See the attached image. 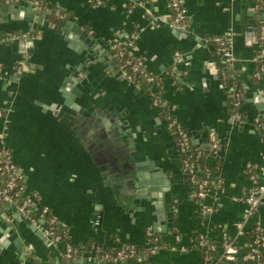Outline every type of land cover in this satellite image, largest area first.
<instances>
[{
  "label": "crops",
  "instance_id": "crops-1",
  "mask_svg": "<svg viewBox=\"0 0 264 264\" xmlns=\"http://www.w3.org/2000/svg\"><path fill=\"white\" fill-rule=\"evenodd\" d=\"M44 1L58 6L67 17L51 15L49 23L36 33L30 69L20 73L18 82L5 80L16 72V55L0 50V64L6 71L0 75V105L8 110L0 119V136L38 211L31 220L15 206L0 201V264H76L75 259L121 264L100 263L97 257H62L59 247L44 234V219L38 217L42 208L49 209L74 246L92 244L104 251L124 244L158 246L147 259L122 264H202L201 253L193 247L198 237L204 235L220 246L225 237L237 235L244 220L245 205L239 198L253 188L246 177L248 163L257 166L264 182V142L259 126L264 125V95L253 78L259 49L254 28L259 20L264 21V8L255 0H182L188 19L187 36L183 37L168 26L167 0H149L144 5L135 3L137 0H106L102 6H93L88 0ZM248 4L252 10L246 15ZM15 12H0V37L10 34L11 25L25 27ZM59 22L71 23L70 32L82 30L89 37L83 40L74 33L68 35ZM140 28L143 31L133 54L143 59L147 72L163 81L161 101L173 108V117L196 149L207 147L211 132L219 142L223 165L218 178L225 193L214 207L217 196H208L205 203L213 211L205 216L190 195L173 135L151 98L140 86L124 85V76L116 77L118 64H111L115 60L111 46L128 41ZM227 34L233 40L232 65L218 60L212 44L206 43L210 37ZM221 69L226 70L230 84L238 79L244 93L242 120L229 115L230 97ZM81 78L87 81L84 87L89 93L74 101L78 110L69 111L61 91L74 88ZM90 105L128 128L129 146L147 173L161 170L159 180H170L168 187H162L164 192L153 193L152 202L144 200L136 209H128L114 195L85 135L88 128L78 132L81 112ZM159 211L163 213L157 214ZM96 214L101 217H94ZM254 219L264 227V202Z\"/></svg>",
  "mask_w": 264,
  "mask_h": 264
},
{
  "label": "built area",
  "instance_id": "built-area-1",
  "mask_svg": "<svg viewBox=\"0 0 264 264\" xmlns=\"http://www.w3.org/2000/svg\"><path fill=\"white\" fill-rule=\"evenodd\" d=\"M11 1H18V0H0V3H10ZM106 0H88V2L93 6H102L104 5ZM29 2L33 3L36 8L43 12L50 15H54L58 18L65 19L67 16L66 14L58 7V6H50L46 4L44 0H29ZM137 3V2H135ZM257 4L261 8H264V0H257ZM138 5H144L139 4ZM168 10L170 12L171 19L168 21V26L172 30H179V31H186L188 28V19L186 17V10L183 6L182 0H170L167 3ZM259 26L257 27V39L259 49L254 56L255 61V70L253 73V78L259 84V88L261 93L264 95V21L259 20ZM143 29H138L133 32L126 42H116L111 46V51L113 53V57L117 61L118 68L122 72L124 76L123 70L125 68H130L132 71L137 72L140 71L146 78L148 83L154 82L155 78L154 75L150 72H147L145 69V64L142 58L128 56L125 51H132L136 41L139 38L140 33ZM26 39L28 34H21V35H12L10 37H0V44L7 41L8 39H15L18 37ZM206 43L212 44L214 47V54L215 57L224 62L225 64H234L235 60L233 57V40L232 35L227 34L223 36H213L206 39ZM120 61V63H118ZM188 63H185L187 65ZM21 67L16 68V72H21ZM6 74L4 67L0 64V75ZM130 84L135 85L134 83V76H127L125 77ZM226 75L222 74V81L225 84ZM230 87L229 90V97L232 106L237 110L233 116L235 120H242V91L240 89H236L235 86L226 85ZM159 88L156 86L151 91L150 98L152 100V105L158 110L164 113V122L168 129L174 128L175 133L177 135L176 144L179 148V152L181 153V170L182 173L186 176H189V182L191 184H195V174L198 172L197 166H195L188 155L190 154L191 150V139L178 121L173 117V108L167 104H164L161 101L160 95L154 94ZM155 91V92H154ZM6 109L0 105V119L5 117ZM255 123H259L258 120L254 121ZM260 130L264 133V125H259ZM1 140V147H0V175L6 176V182L4 184V188L0 190V200L6 203H12L13 198L18 195V192L11 193L14 189L18 188L19 190L24 191L26 198L22 202L21 205L18 206V211L22 214L27 216V208L32 204L34 206V200L32 197L28 196L25 191V187L19 186V180L23 179V175L19 171L18 167L12 162L11 159V152L5 146L3 142V137L0 136ZM208 147L209 149L213 150L215 153H220V146L219 142L216 138V135L211 132L208 136ZM246 169L249 172H253L248 180L253 184L252 190L246 192L241 195L239 200L245 205L244 210V220L239 225V230L237 235L233 238H226L222 240L221 245L217 246V244H209L208 239L204 235H200L198 237V245L200 247H205L208 249L210 253H215L216 257L210 256V254L205 255L203 258L204 264H241L247 261H253L257 264H264V259H262L261 254L259 252V248L264 250V233L262 232V225L254 219L259 206L264 202V182H262L257 173V166L254 168L251 167V164L248 163L246 165ZM212 184L216 186L208 187L209 181L208 179H204L202 182L197 184V191L192 195L195 205L199 213L202 216L209 214L213 211V207L216 204L218 197L222 196L225 193L224 186L222 185L218 176L212 179ZM210 194H214L215 197L213 200V207H208L206 205V199ZM255 194H259V197H254ZM38 216L39 218L42 217L45 222V236L61 251L59 253L62 257L67 259H74V258H85L88 260L94 259V255L85 251L84 246H74L69 242H65L62 238H68L67 232L64 230L61 235H55L51 233V231L58 226L57 220L50 215L48 208H42ZM34 220V219H31ZM252 222H255V231L257 233L256 238L254 241L249 244L250 250L246 252V254L242 253L240 249L241 239L243 237L244 231L250 226ZM94 225H98V222H95ZM246 227V229H245ZM245 229V230H244ZM149 242H152L149 239ZM158 249V246L155 244H151L150 247L140 250L137 246L133 244H124L121 245L119 248L113 251H104L99 247H95L94 250L98 255L97 261L100 263L103 262H113V263H121L125 262L130 259H135L139 257V253L145 255L144 258H148L151 254H154L155 250ZM142 251V252H141ZM218 251L220 253H218ZM93 255V256H92Z\"/></svg>",
  "mask_w": 264,
  "mask_h": 264
},
{
  "label": "water",
  "instance_id": "water-1",
  "mask_svg": "<svg viewBox=\"0 0 264 264\" xmlns=\"http://www.w3.org/2000/svg\"><path fill=\"white\" fill-rule=\"evenodd\" d=\"M246 8L247 9L245 10L244 14L248 15L252 10L251 5L248 4ZM7 9L16 11L15 13H17L18 18L22 20V23L25 26H9L10 34H7V37L12 35H21L23 33L28 34V37L23 39L19 36L15 39H8L7 41L0 44V50L5 49L15 54L18 61L17 65L22 68L20 73H25L30 69L29 57L34 54V45L37 43L35 40V35L40 31L41 27L45 25L46 22L47 24L49 23L51 15L39 11L33 3L27 0L11 1L10 3L0 4V12H4ZM33 23L37 24L36 27H33ZM59 26L63 28V30L66 31L65 33L68 35H70V33H74L75 37L83 40L89 37L88 34L82 30L73 29L72 32H70L69 28L71 27V23L59 22ZM256 29L257 28L255 27L254 31ZM250 30L252 31V29ZM174 33L177 34V36H187L186 31L174 30ZM89 39L91 40V38ZM111 64L117 65V62L114 60ZM20 73L15 72L13 74L6 75V82H18L20 79ZM116 75V77L119 78L123 74L120 71ZM73 80H75V78ZM66 82L68 81L66 80L65 83ZM123 83L127 86L130 85L127 80H124ZM85 84H87V81L81 78L77 79V86L74 88L63 87V90L61 91V99H64L63 104L69 109V111L71 109L74 111L79 109L74 104L76 98L81 99L82 97L88 95L89 92L87 89H85ZM130 86L135 87L134 85ZM79 106H81L80 103ZM67 115L71 118H74L75 116L72 112H68ZM259 118L261 119V117ZM236 124L241 125V123L238 121H236ZM120 125H122L121 122ZM91 130H93V132H91L92 134L89 135L88 141L92 146V153L95 156L96 161L102 165L105 178L107 179L114 195L122 201L121 203L126 205V208L136 209L141 201L144 200L152 202L151 199L155 200L156 198V196L153 194L154 192H164L161 190L162 187H168L170 185V180L168 178H166L164 182L159 180L158 173H163L161 170H158L156 173H147L148 169H144L145 165H143L142 161H139V156L134 155V150L132 147L128 146V134L123 136L119 134L117 136L118 132L114 127L109 131L108 134L105 133L104 130L100 128V126L94 127ZM124 137H126L127 140ZM175 150L176 157L178 158L176 145ZM150 166L151 170L155 169V165L153 163H150ZM254 197L258 198L259 194H255ZM153 207L157 208L156 205H153ZM161 211L157 212V214L161 215L163 213ZM98 216L99 215L96 214L94 217ZM95 222L96 221H94L92 224L94 225ZM95 226L98 227L99 223ZM38 236L42 240H46L42 234H39ZM72 261L76 264H89L87 260L75 259ZM136 261L137 260L130 259L125 262ZM125 262H121V264Z\"/></svg>",
  "mask_w": 264,
  "mask_h": 264
},
{
  "label": "trees",
  "instance_id": "trees-1",
  "mask_svg": "<svg viewBox=\"0 0 264 264\" xmlns=\"http://www.w3.org/2000/svg\"><path fill=\"white\" fill-rule=\"evenodd\" d=\"M148 1L149 0H137V4L138 3L139 4H145ZM169 1L170 0H167V3H169ZM255 1L257 2V0H255ZM258 26H259V24H258ZM125 52L130 57L131 56L137 57V56H135L133 54V50L132 51H125ZM118 63H120V61H118ZM123 72H124V76L125 77L133 75L134 76L135 86H137V87L140 86L141 89H143V91L149 97H150L151 91L154 89L155 86L157 88H159V89L162 87V82L163 81L162 80H158L155 76H154V78H155L154 82L148 83L146 78H145V76L140 71L134 72L130 68L127 67V68H125L123 70ZM222 74L226 75V79H225V84L226 85H232V86H235L236 89H240L241 90V86L239 84L238 79L233 80L231 82V84H230L229 80H228V76H227L226 70H223V69L220 70L221 79H222ZM174 79L175 78H173V80ZM229 90H230V87H227L228 95H229ZM161 92H162V90H157L154 94H156L158 96ZM243 94L244 93L242 92V95ZM236 111L237 110L232 106V104L230 102V104H229V115L231 117H233ZM159 116H160L161 120H164V113L163 112L159 111ZM169 130L171 131V134L173 135V138H174L175 143H176L177 135L175 133V129L174 128H170ZM262 134H263L262 135V139H263V142H264V133L262 132ZM209 148L210 147H208V145H207V147L204 150H198L193 145H191V150H190V154L188 155V158L198 168V172L195 174V181H196L195 184H191L189 182V176L184 175V177H185V179H186V181L188 183V188H189V192H190L191 197L197 191V184L202 182L204 179H208V181H209L208 187L209 188L216 186V184L215 185L212 184V179L216 178L218 176V174L220 173V171L222 169V165H223V160H222V157H221L219 152L215 153L213 150H211ZM176 149H177V153H178L179 160H180V165H181V153L179 152V148H178L177 144H176ZM250 164H251V167L254 168L255 165L252 164V163H250ZM245 172H246V177L247 178H249V176L253 173V172H249L248 169H245ZM5 182H6V176L5 175H3V176L0 175V190L4 188ZM19 186L25 187L24 179L19 180ZM15 192H18V195L13 198V202L10 203V204L15 206L17 208V210H18V206L22 204V202L26 198V195H25L24 191L19 190L18 188L14 189L11 193L13 194ZM26 212H27V217H29L30 219L37 218L38 211L36 210V208L32 204H30V206L27 208ZM63 231H64V229H62L58 225L57 227L55 226V228L51 231V233L53 234V236H55V235H61V233ZM262 232L264 233V227L262 228ZM256 236H257V233L255 231V222H252L250 224V226L246 229V231H244L243 237L241 239V243H240L239 247H240L242 253L246 254V252H248L250 250L248 245L251 244L254 241ZM62 239L65 242H68V238L65 237V238H62ZM208 241H209L208 242L209 244H214V242L211 241L210 239H208ZM193 247H194V249L198 250L201 253L202 264H204L203 258H204L205 255L210 254V256L212 255V257H214V258L216 257L215 253L212 254V253H210L208 251L207 248L200 247L198 245V240H196V242L194 243ZM84 248H85V251L93 254L94 257L98 258V255L96 254V252L94 250V246L92 244H85ZM138 248L140 250H143V247H138ZM59 250L61 251V248ZM259 252L261 254L262 259H264V250L262 248H259ZM144 257H145V255H143L142 253H139V257L137 258V260L139 261V259L144 258ZM241 264H243V263H241Z\"/></svg>",
  "mask_w": 264,
  "mask_h": 264
},
{
  "label": "flooded vegetation",
  "instance_id": "flooded-vegetation-1",
  "mask_svg": "<svg viewBox=\"0 0 264 264\" xmlns=\"http://www.w3.org/2000/svg\"><path fill=\"white\" fill-rule=\"evenodd\" d=\"M97 104V103H96ZM110 109H116L113 108V106H110ZM82 119L80 120L81 122V126L79 129V133H81L83 130H85V128H88V130L86 131L85 135L89 137V132H93V130H91L94 127L100 126V128L102 130H104L105 133H109V131L111 129H113V127L117 130L118 134L117 136L120 135H125L126 131L128 128H126V126H122L119 125L120 122H117V120L115 121V119L112 117L107 118V116H105V112L102 111V109H97V107L95 106H88L86 110L81 112ZM84 136V137H86ZM126 140L127 138L124 137ZM128 146L130 145V141L128 140ZM128 155V154H127Z\"/></svg>",
  "mask_w": 264,
  "mask_h": 264
}]
</instances>
